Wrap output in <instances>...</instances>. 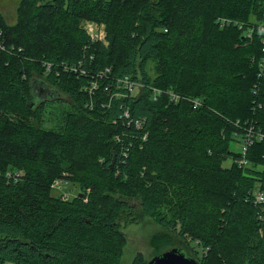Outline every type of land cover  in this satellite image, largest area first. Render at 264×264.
<instances>
[{
    "label": "trees",
    "instance_id": "obj_1",
    "mask_svg": "<svg viewBox=\"0 0 264 264\" xmlns=\"http://www.w3.org/2000/svg\"><path fill=\"white\" fill-rule=\"evenodd\" d=\"M17 14L0 12V264H121L134 202L194 243L200 264H264V207L251 199L264 141L243 168L232 149L246 124L264 132L263 35H245L264 25V0H22ZM84 21L104 24L107 44ZM126 76L145 88L112 96ZM152 87L183 100L155 102ZM64 175L80 190L66 201L51 188Z\"/></svg>",
    "mask_w": 264,
    "mask_h": 264
},
{
    "label": "rangeland",
    "instance_id": "obj_2",
    "mask_svg": "<svg viewBox=\"0 0 264 264\" xmlns=\"http://www.w3.org/2000/svg\"><path fill=\"white\" fill-rule=\"evenodd\" d=\"M21 1L22 0H0V12L4 15L9 24L16 23L18 18L17 11ZM43 1L47 2L50 0ZM88 23H92V21H84L82 26L85 27ZM93 25L97 30V28H100L98 25L101 24ZM59 106L60 107L58 108L54 106L53 108L48 109L44 122L46 128L57 127V120L60 118L59 114L62 111V108L65 110L67 109L63 104H59ZM232 149L235 152H241V144L234 143ZM226 164L229 165L230 161ZM69 181L71 183V194L75 196L80 191L79 187L71 182V180ZM55 192L57 193V191ZM120 227L127 236V244L123 251L121 264H133V261L139 254L143 256L144 261L149 262L158 254L172 248H184V253L189 257H193L195 254L192 249H196L199 253L201 252V250L196 248V245L192 242L190 243V246H188L187 240L179 236L176 231L166 229L158 224L154 218L147 215L141 209L139 204L135 202L132 204V210L122 214Z\"/></svg>",
    "mask_w": 264,
    "mask_h": 264
},
{
    "label": "built area",
    "instance_id": "obj_3",
    "mask_svg": "<svg viewBox=\"0 0 264 264\" xmlns=\"http://www.w3.org/2000/svg\"><path fill=\"white\" fill-rule=\"evenodd\" d=\"M220 25H225L227 23V21H219ZM93 24L98 25V23L92 22V23H88L87 26L85 25V29L87 30V32L89 33L90 39L92 41H102L105 44H107L106 41V28L104 24L98 25L100 28H97V30L95 29V26ZM258 32L260 34L263 35V40H262V60H261V68H264V25L263 26H259L257 28H249L245 35L249 40H252L254 37V34ZM95 33V34H94ZM0 46H2V33L0 32ZM93 56L90 57L91 60H93ZM52 69V65L51 64H46V72L50 73ZM85 74V72H83ZM111 73V69L110 68H106L104 69V71H101L98 75L93 76V81L91 82L92 87L91 88H85L86 91H88L91 95H94L93 92H95V90H97V84L100 81L99 77H103V76H108ZM98 77V78H97ZM145 88V85L141 82V81H135L133 80L131 77L126 76L124 78H120L118 80H116L115 82V86H110L107 89H113V93L112 96H116V97H121L124 96V91L128 92L130 94L133 95H137L140 94L141 90H143ZM152 91V96H153V101L157 102L159 101V99L162 96H167L168 100L170 103L172 104H178L181 100H183L182 97H180L176 92L172 91V90H162L160 88H155L152 87L150 89ZM190 104L192 105V108L194 110H198L203 106V102L199 99H193V100H189ZM103 106H109V104H103ZM87 107L89 108H93V104L90 103L87 105ZM124 122L127 119L128 120V124H135V126L140 129L143 127V121L142 120H136L133 121L131 120V116L129 111H125L124 113ZM124 124V123H123ZM249 125H245L244 128V132L242 136H237L238 138L241 139V157L235 161V163L240 167H246L248 165V158H247V153L249 151V149L253 146V144L255 143V141H264V132L261 130H257L255 127H248ZM148 134H144L143 135V140L147 138ZM116 140L117 141H121V137L118 135L116 136ZM130 153V147L126 148V150H122L121 155H125L128 156ZM20 176L19 173L16 172H8L7 173V177L9 178H15L18 179ZM71 183L68 180L67 176H63L60 178H57L53 184H52V189L54 191L59 192V194L61 195L63 200H70L72 197H74V195L71 194L70 188H71ZM251 199L253 204L256 207H264V191L261 190V188H256L252 191L251 194ZM259 220L264 221V209L260 212L259 214Z\"/></svg>",
    "mask_w": 264,
    "mask_h": 264
},
{
    "label": "water",
    "instance_id": "obj_4",
    "mask_svg": "<svg viewBox=\"0 0 264 264\" xmlns=\"http://www.w3.org/2000/svg\"><path fill=\"white\" fill-rule=\"evenodd\" d=\"M47 99V98H46ZM148 264H200L193 257H189L184 253L182 248H172L155 256Z\"/></svg>",
    "mask_w": 264,
    "mask_h": 264
}]
</instances>
